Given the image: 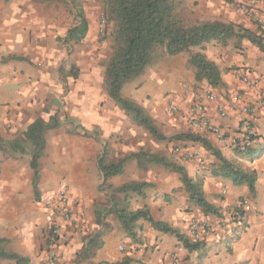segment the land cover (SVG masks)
Returning <instances> with one entry per match:
<instances>
[{
	"label": "crops",
	"instance_id": "1",
	"mask_svg": "<svg viewBox=\"0 0 264 264\" xmlns=\"http://www.w3.org/2000/svg\"><path fill=\"white\" fill-rule=\"evenodd\" d=\"M41 2L0 0V240L5 253L24 259L18 263L0 258V264H47L46 248L53 223L59 224L62 239L56 264H122L124 260L127 264H264V53L249 42L235 43L233 39L226 46L211 41L203 50L195 48L193 52H201L219 69L221 83L217 88L195 82L189 54H161L146 74L145 80L152 87L146 97L175 92L180 110L168 114L158 108L160 103L154 99H150V106L144 96L138 101L165 137L194 133L226 160L237 162L245 171H254L257 178L251 194L246 186H235L230 179L213 176L217 160L200 144L158 141L130 120L104 91V74L97 78L91 49L72 48L71 56L62 53V46L46 49ZM256 9L264 21V0H258ZM223 10L229 12L224 16L232 19L231 23L264 38V30L259 32L241 13ZM78 16L63 36V43L76 45L87 42L88 36L94 37L87 23L86 35L80 42L68 39L69 31L81 23ZM236 53L240 55V65L231 64ZM72 58L79 73L69 72L62 83L60 71ZM236 68L248 69L259 77L260 88L250 89L239 82L233 74ZM182 81L188 83V88L178 91L177 84ZM203 90L213 91L225 107L226 117L221 118L215 104L206 101L205 116L227 136L243 127L246 117L240 111L242 103H262L252 124L255 138L250 149L241 151L229 142L189 128L186 110L195 94ZM97 91L100 92L94 94ZM237 94L241 101L234 99ZM38 120L55 123L56 127L44 134L45 147L36 175L31 166L35 146L25 139L24 133ZM173 147L179 152L174 149L173 153ZM190 148H200L204 168L184 156ZM106 151L112 161L128 158L122 174L106 181L108 186L117 189L130 182L152 185L144 198L130 200L131 211L146 207L152 220L166 223L184 236L191 219L209 221L201 249L188 252L175 237L155 230L144 220L137 222V240L128 238L119 220L108 213L112 198L122 196H114L104 188L98 163ZM140 151L165 156L181 167L191 180L201 184L205 200L219 209L221 216H205L189 202L180 174L158 166L140 170L131 157ZM63 189L70 205L74 203L69 205L71 218L67 222L56 213L57 193ZM243 201L249 209L243 211L241 221L230 222L227 213L239 208ZM96 236L99 246L82 259L88 240ZM178 248L182 250L179 252Z\"/></svg>",
	"mask_w": 264,
	"mask_h": 264
},
{
	"label": "trees",
	"instance_id": "2",
	"mask_svg": "<svg viewBox=\"0 0 264 264\" xmlns=\"http://www.w3.org/2000/svg\"><path fill=\"white\" fill-rule=\"evenodd\" d=\"M46 2V0H40ZM181 0H104L105 14L108 21L114 25L111 54L105 66L104 84L106 93L120 108H122L138 126L148 131L158 141H190L200 144L217 160L212 175L232 180L235 186H246L250 193H254L256 173L245 171L237 162L226 160L221 153L213 148L208 141L194 133H184L174 137H165L154 124L153 119L139 105L121 96L124 85L144 74L146 67L156 61L161 54L176 56L181 53L189 54V65L194 70L195 82H205L211 88L219 87L221 83L220 71L201 52H193L195 48L204 49V45L215 41L226 46L228 41L248 40L264 53V38L245 29L241 25L226 23L219 20L199 22L186 25L177 12ZM80 25L69 31L70 41L80 42L87 32V22L79 15ZM56 127V124H45L38 120L32 123L24 133L28 142L35 146L31 157V166L37 175V162L42 156L46 131ZM250 149V148H248ZM247 150V149H246ZM244 150V151H246ZM243 151V150H241ZM137 161L138 168L147 171L152 166L169 169L180 174L181 182L188 194L189 202L198 208L205 216H221L219 209L209 204L202 192L201 184L191 180L184 170L171 163L165 156L140 151L131 156ZM128 158L117 161L107 160L106 152L99 160V169L104 177V188L114 196L109 214H113L120 222L123 231L132 241H136V227L139 220L149 222L152 227L164 234L175 237L188 252L202 248V242H191L187 236L166 223L156 222L150 217L148 209L142 208L131 211L130 200L144 198L146 191L152 186L145 182H130L113 189L106 181L122 174L124 164ZM243 216L240 208L232 210ZM0 240V258L14 259L18 263L24 261L16 255L5 253ZM99 246L98 237L90 238L84 247L82 259L87 258ZM127 264V260L123 261ZM122 263V264H123Z\"/></svg>",
	"mask_w": 264,
	"mask_h": 264
},
{
	"label": "rangeland",
	"instance_id": "3",
	"mask_svg": "<svg viewBox=\"0 0 264 264\" xmlns=\"http://www.w3.org/2000/svg\"><path fill=\"white\" fill-rule=\"evenodd\" d=\"M39 5L44 7V43L46 49H52L57 46H62V53L64 55L66 53L70 56L72 55V48H74L76 51H83L84 49H86V47L88 50L91 49L95 62L96 75L97 78L100 79L102 76L101 74H104L106 63L111 54V47L113 43L111 33L114 28L113 23L108 21L106 17L104 10V0H46V2L42 1ZM179 5L180 6L178 7L177 12L179 14V17L184 21L186 25L196 24L199 22H206L202 20H214L215 18L219 21L231 23L232 19H229L228 16H224L229 15V12H225L223 10L224 8H228L230 11L234 10L235 13H241L243 17L247 18L252 25L256 26V29L259 32H263V30L259 28V26L256 24V22L252 20V18L246 16L240 10L239 0H181ZM215 6L217 7V9H214ZM210 8H212L213 11H210ZM78 15L86 17L87 23H89L91 26V34L94 35V37L90 38L88 36L87 42L78 43L76 45L72 43H63V36L66 34L67 30L72 28L76 16ZM233 22L237 23V20L233 19ZM31 39L32 36H30V40ZM232 41H236L235 43H238L239 41L249 42L246 39H233ZM83 56L85 57V54L82 55L81 60L85 61ZM238 57H240V55L236 53L235 58L231 60L232 65H240L239 61L237 60ZM68 62L69 65L65 66L62 69L63 71H60L62 83L66 82L65 78L67 74H69V72L72 74L75 72L79 73V68L74 65L75 60L72 58L69 59ZM149 67L150 66L146 67L144 74H142L140 77L124 85L120 92L122 97L125 96L127 99L138 105V101L140 102L143 96L145 98L147 95L151 94L152 87L150 86V81L145 80ZM187 84L188 83H184V81L177 84L178 91L184 87L188 88ZM103 85L104 91H106L105 84ZM94 89L99 90V88L95 87ZM67 90H70V86L67 87ZM64 92L67 91L63 90V93ZM99 92L100 91H97V93L94 94H98ZM174 93L160 97L159 95L153 93L150 99H154L158 103H160V105L158 106L159 109H163L164 111H166V113L172 114L173 112H171L170 106L178 107L177 96ZM150 99H148L147 97L145 98L149 106L152 103L150 102ZM149 110L153 109L150 108ZM126 115L131 120L130 116L127 113ZM174 149L175 148L173 147V153ZM106 159L111 160L108 152L106 153Z\"/></svg>",
	"mask_w": 264,
	"mask_h": 264
},
{
	"label": "built area",
	"instance_id": "4",
	"mask_svg": "<svg viewBox=\"0 0 264 264\" xmlns=\"http://www.w3.org/2000/svg\"><path fill=\"white\" fill-rule=\"evenodd\" d=\"M257 0H243L240 2V10L249 18H252L254 22L259 26L261 30H264V21L262 16L256 11ZM103 24V21H102ZM234 76L243 85L250 89H259L261 81L259 77L255 76L250 70L245 68H236L233 70ZM237 101H241L242 97L237 94L234 98ZM206 101H212L215 104V109L221 118L226 117L225 107L219 102V98L211 90H203L195 94L191 104L186 110L187 123L192 131H204L209 135H212L220 142H229V144L241 150H246L250 148L253 144L255 138V132L252 124L254 123L257 110L262 105L258 102L256 105L251 104H241L240 111L246 117L243 127L241 130L233 134L232 136H227L220 127L211 124L205 116ZM170 110L173 113H178L179 108L176 106H170ZM179 152V149H175ZM184 156L190 160L194 161L199 168L205 167V161L203 160L202 152L200 148H190L185 153ZM57 216L62 221H69L71 218V210L69 208L70 202L68 193L65 189L57 193ZM74 205V203L72 204ZM70 205V206H72ZM239 206L241 211H246L249 209L246 201H243ZM228 220L230 222L241 221L243 216L235 214L233 211L227 213ZM210 227L209 221L195 220L191 219L187 228V237L191 242H202L204 235L207 233ZM60 237V226L58 223H53L50 228V233L46 248V261L47 264H56L58 261L59 247L61 244ZM182 248H178L180 252Z\"/></svg>",
	"mask_w": 264,
	"mask_h": 264
}]
</instances>
